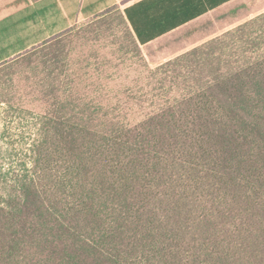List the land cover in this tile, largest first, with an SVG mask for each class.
Instances as JSON below:
<instances>
[{
	"label": "rangeland",
	"instance_id": "obj_1",
	"mask_svg": "<svg viewBox=\"0 0 264 264\" xmlns=\"http://www.w3.org/2000/svg\"><path fill=\"white\" fill-rule=\"evenodd\" d=\"M127 1L78 11L54 0L60 25L38 18L6 33L21 44L7 42L0 60V264L15 263L3 257V233L23 224L33 238L19 259L54 264L51 241L66 239L47 228L54 216L124 264H151L156 218L171 231L167 260L203 264L209 250L210 264H264V186L228 184L232 169L197 125L208 119L201 107L228 103L225 80L237 78L236 90L264 61V12L165 61L135 42ZM24 190L28 206L15 211ZM37 199L47 207L38 224ZM91 252L83 264H105Z\"/></svg>",
	"mask_w": 264,
	"mask_h": 264
},
{
	"label": "trees",
	"instance_id": "obj_2",
	"mask_svg": "<svg viewBox=\"0 0 264 264\" xmlns=\"http://www.w3.org/2000/svg\"><path fill=\"white\" fill-rule=\"evenodd\" d=\"M258 65L260 66H258L256 73L253 75L247 73L245 78H240V84L236 90L232 86L237 78L229 77L228 80H225L223 82L224 85L228 84L229 87L224 88L225 92L222 94L224 100L228 101V103L225 104V107L211 104L201 107L200 110L204 111L208 119L197 124L199 128L209 132L210 139L215 138L214 145L217 146V155H220L219 152L222 154L220 155L222 169H232L224 171V175L230 178L228 179V184H234L241 188L245 184L251 183H258L261 187L264 186V173L261 170L262 167L264 168V61L258 63ZM234 120L236 123L233 122ZM178 125L180 126V124ZM197 138L198 136L196 135L195 139ZM249 149L262 157L263 166L261 168H254L255 162L247 155ZM235 169L244 170L243 176H239V171H235ZM254 170L257 171L256 174H254ZM163 175L162 171H156V177L160 178ZM24 192L20 201L13 207L15 211H22L28 206L29 199L25 190ZM37 204L40 207L39 219H36L38 224L42 222L40 218H42V214L47 210V207L40 199H37ZM16 214L12 213L11 217H15ZM44 221L53 235H66L64 240L51 241L52 249L45 259L52 260L54 264H83L90 259L89 251H92L91 253L94 254L95 260L101 258L102 263L124 264L119 260L117 261L116 257L108 258L104 255L100 257L102 253L95 248L94 244L79 239L75 233L76 226L73 224L72 219H62L54 216L52 219ZM154 221L151 264H185L166 259L168 257L167 248L163 239L171 231L160 218H156ZM18 224L16 223L17 226ZM18 227L19 230H16V232L3 233L5 242L1 245L3 257L6 258V262L14 259V264H34L32 259L27 261L19 259L20 253L25 250L24 245L31 243L32 240L30 238H33V235L24 232V224ZM75 236L76 239H73ZM37 238H41V236L36 237V240ZM262 240L264 241V238ZM212 254L207 250L204 254L206 258L203 264H210L207 258L212 256ZM263 260L264 253L261 261ZM260 264L262 263L260 262Z\"/></svg>",
	"mask_w": 264,
	"mask_h": 264
},
{
	"label": "crops",
	"instance_id": "obj_3",
	"mask_svg": "<svg viewBox=\"0 0 264 264\" xmlns=\"http://www.w3.org/2000/svg\"><path fill=\"white\" fill-rule=\"evenodd\" d=\"M118 0H65L68 10L78 11L111 5ZM35 6L22 17L14 18L18 9ZM54 0H0V60L6 57L10 45L21 44L7 31L22 22L45 21L43 27L53 28ZM73 6L71 9L69 6ZM123 16L139 47L150 51L153 58L165 61L188 53L199 44L216 38L234 24L247 21L264 12V0H128L123 6ZM9 11V14L7 12ZM69 12V11H68ZM70 14V13H68ZM68 21V20H67ZM32 40L38 41L34 33Z\"/></svg>",
	"mask_w": 264,
	"mask_h": 264
}]
</instances>
